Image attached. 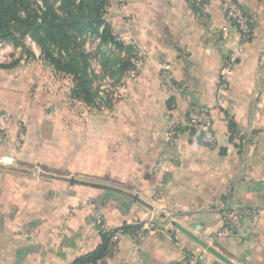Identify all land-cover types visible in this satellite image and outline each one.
Listing matches in <instances>:
<instances>
[{
    "label": "crops",
    "instance_id": "crops-1",
    "mask_svg": "<svg viewBox=\"0 0 264 264\" xmlns=\"http://www.w3.org/2000/svg\"><path fill=\"white\" fill-rule=\"evenodd\" d=\"M120 1L109 19L133 67L119 72L127 53H114L121 79L102 109H72L33 40L3 59L0 264H72L124 224L141 234L119 230L98 264H226L179 227L264 264V0H238L252 37L227 79L239 32L223 0ZM191 109L210 111L214 143ZM234 206L256 216L228 228Z\"/></svg>",
    "mask_w": 264,
    "mask_h": 264
},
{
    "label": "trees",
    "instance_id": "trees-1",
    "mask_svg": "<svg viewBox=\"0 0 264 264\" xmlns=\"http://www.w3.org/2000/svg\"><path fill=\"white\" fill-rule=\"evenodd\" d=\"M108 5L109 0H0V41L11 40L18 45L30 36L40 46L47 62L73 77L72 98L95 105L99 97L94 86L96 75L90 71V54L84 49L82 37L96 36L100 44L112 47L108 57L104 52L105 64L113 60L110 57L116 51H126L127 56L119 61V72L133 67L134 49L117 38L106 19ZM104 103L110 104V99L106 98ZM141 227L142 224H124L119 229L103 228L99 246L77 257L72 264L103 262L119 230L133 234Z\"/></svg>",
    "mask_w": 264,
    "mask_h": 264
},
{
    "label": "built area",
    "instance_id": "built-area-1",
    "mask_svg": "<svg viewBox=\"0 0 264 264\" xmlns=\"http://www.w3.org/2000/svg\"><path fill=\"white\" fill-rule=\"evenodd\" d=\"M226 7V18L230 23H233L239 32L238 39L233 41L234 48L228 63L222 70V78L227 79L228 74L231 73L232 67L235 62L242 56L246 44L250 41L252 37V27H251V18L241 6L238 0H223ZM41 3V2H40ZM27 40H32L30 36H27ZM13 47V44L8 41H0V60H3L7 57L8 52ZM104 81L108 84L105 86H112L113 80L110 77H106ZM104 86V87H105ZM103 87V88H104ZM97 99V104H100L101 107L104 106V94L101 93ZM103 94V95H102ZM106 95V94H105ZM187 122L195 130H199L204 133V140L208 143L215 142V135L213 132L214 122L212 115L209 110H195L191 109L187 116ZM3 139V133L0 131V141ZM255 217L256 214L250 212L249 210L243 207H229L224 214V220L228 228L237 227L241 222L249 217ZM148 229H153L156 227L154 222H150L147 226ZM141 234V230L136 231L134 234V239H136ZM172 264H182L181 262H174Z\"/></svg>",
    "mask_w": 264,
    "mask_h": 264
},
{
    "label": "rangeland",
    "instance_id": "rangeland-1",
    "mask_svg": "<svg viewBox=\"0 0 264 264\" xmlns=\"http://www.w3.org/2000/svg\"><path fill=\"white\" fill-rule=\"evenodd\" d=\"M120 2H121L120 0H109L108 14L106 15V19L110 20L109 13L111 12V9L113 10V8L115 7L117 8ZM26 40H27V37L23 40L22 44H18V45H15L11 40H7L8 42L13 44V47L8 52V55L10 54L14 55L17 48L19 49L18 50L20 52L19 54L21 53L23 54V52L26 55L30 54L31 52H30L29 47L26 45ZM82 41L84 44V49L86 50V52L90 54V58H89L90 71L94 72V74L96 75L94 86L96 90L98 91V95L101 96L100 94L101 92L104 94V98L105 97L107 98L109 94L113 92V89L111 85L105 86L108 84L104 81V79L106 77H110L113 80V84L118 83L120 81L119 79L120 74L118 72V69L115 70V66H117L119 57L118 55H114V56L112 55V57L110 58H113V60L111 61L110 59L109 61L106 62L107 64H105L104 61L106 60V58L104 57V52L107 54V57H108V53L110 52V48L112 47L109 45L105 46V45L100 44V40L96 36H91V35L84 36L82 37ZM34 42L36 43L37 48L40 49V58H39L40 60H36L35 64L36 65L38 64L40 67L46 66V69L48 70L49 78H52L54 76L56 81L60 82L62 96L65 97L66 99H69V102L71 101L69 105L72 106V109H74L78 114H84L86 112H91L96 109H102V107L100 106L102 102L100 104L95 103V105H89L81 100L73 99L72 98L73 97L72 88L74 86L73 77L67 73L57 71L49 62L46 61L45 57L41 54L40 46L37 44L36 41ZM6 64L8 63L5 62V60H0V66L6 65ZM52 81L53 79H50L48 81V84L51 85Z\"/></svg>",
    "mask_w": 264,
    "mask_h": 264
},
{
    "label": "water",
    "instance_id": "water-1",
    "mask_svg": "<svg viewBox=\"0 0 264 264\" xmlns=\"http://www.w3.org/2000/svg\"><path fill=\"white\" fill-rule=\"evenodd\" d=\"M172 224L175 225V226L178 225L177 222H175V221ZM179 228L185 234H187L189 237H191L193 240H195L197 243H199L201 246H203L208 251H210L212 254H214L219 259H221L222 261H224L226 264H237V263L233 262L230 258H228L227 256H225L224 254H222L220 251H218L216 248H214L213 246L209 245L206 241H204L203 239H201L197 235H195L192 232H190L189 230H187L186 228H184V227H179Z\"/></svg>",
    "mask_w": 264,
    "mask_h": 264
}]
</instances>
